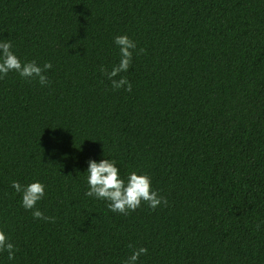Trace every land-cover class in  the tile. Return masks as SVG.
<instances>
[{
  "label": "trees",
  "instance_id": "trees-1",
  "mask_svg": "<svg viewBox=\"0 0 264 264\" xmlns=\"http://www.w3.org/2000/svg\"><path fill=\"white\" fill-rule=\"evenodd\" d=\"M123 35L131 92L101 71ZM4 40L52 68L44 87L0 79V230L18 249L0 264H124L130 244L148 250L137 264H264V0H0ZM103 159L167 205L123 215L87 196ZM13 181L42 183L55 222Z\"/></svg>",
  "mask_w": 264,
  "mask_h": 264
},
{
  "label": "clouds",
  "instance_id": "clouds-1",
  "mask_svg": "<svg viewBox=\"0 0 264 264\" xmlns=\"http://www.w3.org/2000/svg\"><path fill=\"white\" fill-rule=\"evenodd\" d=\"M114 43L120 50L119 63L114 65L111 71L103 67L101 71L111 80L113 89H125L131 92V83L127 77L120 74L129 70L137 45L127 35L116 36ZM12 47L10 40L0 41V79L6 77L10 72H15L25 80H38L42 87L48 86L50 82L46 72L52 68V64L48 62L40 66L35 60L21 62L12 51ZM144 51V49H139L138 54H143ZM86 175L89 187L86 195L107 201V206L113 213L128 215L145 203L154 211L162 204L167 205L168 203L166 198L152 189L151 178L148 175H140L133 171L128 175L127 181L121 179L115 161L103 159L97 163L95 160H90ZM11 186L17 193L22 194V206L32 212L34 219L55 222L54 217L45 216L37 207L38 202L45 196V186L42 183L33 182L22 186L19 182L13 181ZM129 248L132 249V252L124 264H137L141 255L147 254L148 251L143 247L134 248L131 244ZM4 251L8 253V259L12 260L18 249L0 230V252Z\"/></svg>",
  "mask_w": 264,
  "mask_h": 264
}]
</instances>
